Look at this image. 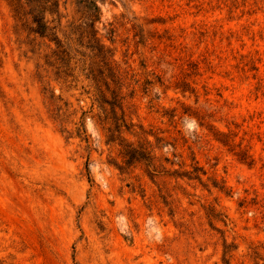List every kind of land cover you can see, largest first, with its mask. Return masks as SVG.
I'll list each match as a JSON object with an SVG mask.
<instances>
[{
  "label": "rangeland",
  "instance_id": "374dc122",
  "mask_svg": "<svg viewBox=\"0 0 264 264\" xmlns=\"http://www.w3.org/2000/svg\"><path fill=\"white\" fill-rule=\"evenodd\" d=\"M99 5L100 37L124 71L127 118L162 139L149 137L174 168L190 170L196 158L208 187L168 176L154 184L143 167L124 173L119 148L91 120L89 149L68 140L48 112L36 59L25 55L27 34L20 44L11 7L0 0V264H224L225 244L238 247L231 264H264V95L255 90L264 82V0ZM244 57L255 60V79L241 70ZM157 78L164 87L145 94L144 81ZM183 80L198 97L174 91ZM217 131L236 134L241 147L230 152ZM240 150L252 165L234 154ZM210 207L227 226L208 218Z\"/></svg>",
  "mask_w": 264,
  "mask_h": 264
},
{
  "label": "trees",
  "instance_id": "16d2710c",
  "mask_svg": "<svg viewBox=\"0 0 264 264\" xmlns=\"http://www.w3.org/2000/svg\"><path fill=\"white\" fill-rule=\"evenodd\" d=\"M7 1L16 22L15 33L19 43L23 44L20 39L23 33L27 34L30 41V49L25 55L30 52V59H36L35 77L43 85L50 117L68 140L78 139L89 149L92 136L87 128V120H91L100 126L106 145L119 148L123 159L120 169H124V173L126 170L143 167L145 175L154 184L159 176H168L177 182H198L203 187H208L203 181L206 171L196 158L192 159L190 170L183 169L180 164H177L179 168H174L176 163L168 157L158 158L149 137L153 136L157 142L162 139L127 118L123 96L124 71L116 62L113 49L100 37L102 10L99 0ZM73 5L74 8L70 12L69 9ZM141 31L135 34V37H138L139 45L145 46L148 39ZM110 34L114 36L113 28L110 29ZM246 59L244 57L241 62V70L245 74H252L255 79L259 71L258 66L255 60ZM135 81L136 84L139 82ZM153 86L164 87V83L160 78L154 82L146 79L143 83L145 94ZM168 89L170 87H166L165 92ZM173 89L183 96L193 94L198 97L197 88L187 80L177 82ZM255 90L257 98L259 94L264 95L262 80L258 82ZM135 91L133 88L132 92ZM208 93L206 92V95ZM65 94L75 98L81 111L78 118V107L74 108ZM87 100L90 105L88 109H84L81 104ZM154 100L152 97L149 101L151 107ZM175 116L176 114L171 117ZM217 133L216 140L230 152H234L236 147H241L242 143L234 144L236 134L224 131ZM247 152L240 150L234 154L240 161L252 165L253 158ZM85 168L89 182H93L89 158ZM212 185L214 189L230 196L227 188L219 182L213 181ZM207 215L210 220L220 221L227 226V216L215 207H210ZM237 248L231 244L224 245V264H231L228 255Z\"/></svg>",
  "mask_w": 264,
  "mask_h": 264
}]
</instances>
